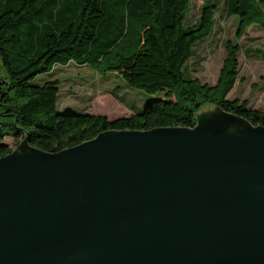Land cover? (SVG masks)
Segmentation results:
<instances>
[{"label":"water","instance_id":"water-1","mask_svg":"<svg viewBox=\"0 0 264 264\" xmlns=\"http://www.w3.org/2000/svg\"><path fill=\"white\" fill-rule=\"evenodd\" d=\"M196 117L58 151L24 137L0 156V264H264V126Z\"/></svg>","mask_w":264,"mask_h":264},{"label":"trees","instance_id":"trees-1","mask_svg":"<svg viewBox=\"0 0 264 264\" xmlns=\"http://www.w3.org/2000/svg\"><path fill=\"white\" fill-rule=\"evenodd\" d=\"M191 0H0V156L14 148L1 142L28 137L31 145L58 151L109 129L196 125L197 113L219 105L264 126V111L228 99L238 80L241 47L229 53L215 85L187 74L197 44L214 31L217 1L201 6L185 28ZM226 17H237V36L264 27V0H225ZM75 62L97 73L120 75L154 98L141 112L109 119L57 110L59 79L39 74ZM163 95L164 98H160Z\"/></svg>","mask_w":264,"mask_h":264},{"label":"rangeland","instance_id":"rangeland-1","mask_svg":"<svg viewBox=\"0 0 264 264\" xmlns=\"http://www.w3.org/2000/svg\"><path fill=\"white\" fill-rule=\"evenodd\" d=\"M191 1V11L184 22L185 28L194 26L199 20L201 6L207 0ZM211 1L219 3L214 31L208 39L196 45L187 74L202 83L215 85L229 53L227 43L239 45L238 80L227 98L247 100L250 108L264 111V27L251 25L238 37V19L226 17L225 0ZM53 79L60 80L57 110L61 113H92L115 119L141 112L146 102L154 98L153 95L127 85L116 73L103 75L87 65L75 62L57 65L50 72L39 74L35 82L42 84ZM4 140L9 147L16 148L22 139L18 142L15 137L9 136Z\"/></svg>","mask_w":264,"mask_h":264},{"label":"crops","instance_id":"crops-1","mask_svg":"<svg viewBox=\"0 0 264 264\" xmlns=\"http://www.w3.org/2000/svg\"><path fill=\"white\" fill-rule=\"evenodd\" d=\"M237 18V17H236ZM237 83V82H236ZM236 85V84H235ZM235 87V86H234ZM234 89V88H233ZM229 95V94H228Z\"/></svg>","mask_w":264,"mask_h":264}]
</instances>
